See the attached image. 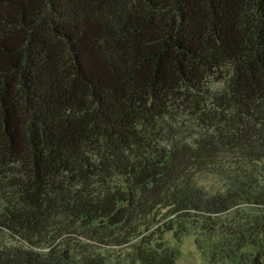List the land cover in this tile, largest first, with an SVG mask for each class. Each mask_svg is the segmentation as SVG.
<instances>
[{"label":"trees","instance_id":"obj_1","mask_svg":"<svg viewBox=\"0 0 264 264\" xmlns=\"http://www.w3.org/2000/svg\"><path fill=\"white\" fill-rule=\"evenodd\" d=\"M166 232L264 264V0H0V264Z\"/></svg>","mask_w":264,"mask_h":264},{"label":"rangeland","instance_id":"obj_2","mask_svg":"<svg viewBox=\"0 0 264 264\" xmlns=\"http://www.w3.org/2000/svg\"><path fill=\"white\" fill-rule=\"evenodd\" d=\"M219 83H215V87H219ZM189 123V122H188ZM189 132L190 137L197 136L200 128L191 125ZM192 135V136H191ZM83 240H87L83 237ZM164 244L173 248L176 252V264H213L210 262L206 252L201 250L196 243L194 234H185L180 238H176L172 232H166L163 235ZM207 242H203L205 246ZM99 251L104 254L108 260V264H118L121 258H125L130 248L124 246L107 245L102 246ZM135 264V263H134Z\"/></svg>","mask_w":264,"mask_h":264}]
</instances>
